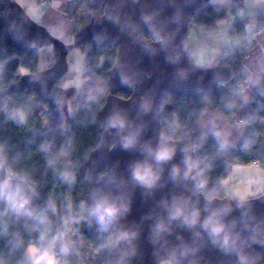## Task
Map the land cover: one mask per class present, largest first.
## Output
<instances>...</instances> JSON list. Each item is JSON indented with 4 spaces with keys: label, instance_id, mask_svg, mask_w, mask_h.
<instances>
[{
    "label": "water",
    "instance_id": "water-1",
    "mask_svg": "<svg viewBox=\"0 0 264 264\" xmlns=\"http://www.w3.org/2000/svg\"><path fill=\"white\" fill-rule=\"evenodd\" d=\"M201 1L208 0H91L94 13L74 35V46L96 39L117 49L115 62L105 73L109 92L96 112L100 141L87 155L85 174L87 204L93 202L99 190L128 207L110 230L135 232L136 236L131 242L108 249V257L114 264H160L161 259L173 253L178 264H239L235 250L222 251L201 227L208 214L204 211L206 201L191 205L187 200L192 177H184L182 149L187 144L172 141L176 155L157 166L160 179L153 188L141 187L131 175L134 165L146 158L144 147L150 144L155 148L164 136L159 124L164 95L189 97L212 82L223 81L216 66L193 68L187 58L185 27L190 21V11ZM99 9L102 13L96 14ZM143 34L151 39L147 40ZM155 36L163 37V43L156 42ZM48 40L58 39L21 10L0 14V52L15 49L29 53ZM63 71L64 65L58 62L50 69L22 74L0 90V100L7 94L32 93L38 102L47 103L53 124L67 123L72 92L57 84ZM119 92L126 97L119 96ZM114 113L128 121L123 132L108 127V118ZM131 131L139 132L138 142L135 147L124 149L122 137ZM173 165L180 167L175 179ZM177 200L187 201L189 207H199L200 223L189 228L182 220L171 219L170 208ZM209 207L231 208L224 219L237 240L236 249L249 256V264H264V192L247 198L242 206L234 199L217 198ZM160 224L164 225V231L158 230ZM253 238L259 242L254 243Z\"/></svg>",
    "mask_w": 264,
    "mask_h": 264
},
{
    "label": "trees",
    "instance_id": "trees-1",
    "mask_svg": "<svg viewBox=\"0 0 264 264\" xmlns=\"http://www.w3.org/2000/svg\"><path fill=\"white\" fill-rule=\"evenodd\" d=\"M11 1L0 0V14L1 5ZM229 6L231 4L201 1L190 11V21L200 26H213L216 21L225 17ZM95 13L101 14L102 9ZM254 20L259 22L260 31L264 32V13H261L254 18L235 17L229 27L230 36L235 35L244 40L246 29ZM85 23L80 22L77 30ZM143 36L147 40L151 39L146 34ZM53 43L57 56L61 54V50L65 52L70 48L58 40ZM77 46L87 51L84 77L106 78L105 73L115 62L116 47L111 43L100 44L96 39ZM247 52L245 45L236 46L218 62L216 67L220 70L219 79L226 80L225 85L212 82L208 88L189 97L166 93L163 98L159 114L161 132L164 136H173V140L183 144H196L195 159L203 161L202 167L207 166L202 179L206 181L209 194L216 189L219 196H223L221 181L231 173L235 165L249 164L257 160L264 166V122L260 121L264 118V83L251 102L250 112L246 116L251 127L240 145L230 150H221L211 134L201 138L202 133L197 123L198 117L205 110L215 108H220L229 120H233V114L243 103L237 88V78L241 76ZM0 63L2 90L22 75L19 73L20 67L25 68L26 73L38 71V52L35 50L23 53L15 49L11 52L1 51ZM118 95L126 97L124 92H119ZM104 98L100 97L92 104H88L86 100L77 101L71 108L67 123L59 125L44 123L40 112L41 102L32 93L7 94L0 100V150L4 158V166L0 168V182L12 177L10 184L13 187H22L30 197V208L36 215L45 214L53 230L62 224V196H68V204L72 205L73 212L79 209L80 201L86 202V158L89 151L100 141V123L96 112ZM232 101L236 102V107L229 109L227 105ZM17 110H22L26 115L24 123L12 118ZM65 125L67 130L63 128ZM179 137L184 139H178ZM67 141L70 143V154L69 163L65 164L62 151ZM10 172L17 175L10 176ZM21 176L25 180H21ZM200 195L204 200L203 195ZM68 213L69 208L65 216ZM41 227L35 217L18 215L0 200V264H19L24 248L30 241L38 239V229ZM74 227L78 229L76 233L95 249L100 247L108 235L107 232L98 230L94 220ZM109 231L111 232L110 229ZM100 251L102 257L90 264H114L108 257V249ZM68 260L69 264H79L72 253Z\"/></svg>",
    "mask_w": 264,
    "mask_h": 264
},
{
    "label": "clouds",
    "instance_id": "clouds-1",
    "mask_svg": "<svg viewBox=\"0 0 264 264\" xmlns=\"http://www.w3.org/2000/svg\"><path fill=\"white\" fill-rule=\"evenodd\" d=\"M256 3H260L261 0H255ZM155 41L163 43V37L155 36ZM194 64L197 68H204L209 65V61L204 57L201 52H194L190 54ZM186 75V74H185ZM252 83H259V77L252 79ZM67 87V85H64ZM244 88L240 89L243 93ZM244 102H247V97H244ZM229 109L236 107V102L232 101L228 103ZM207 111V110H205ZM12 118L19 123H24L27 119L22 110H17L13 113ZM227 119V118H225ZM249 121L245 120L237 124V127H242ZM108 127L110 129H116L118 132H123L128 128L127 119L119 114L114 113L108 118ZM211 125V135L213 139L218 143L221 150H226L231 147L230 136L231 132L226 127H220L217 123V118H213L208 122ZM138 131L128 132L122 137V146L124 149H130L136 146L138 142ZM174 137L171 135L163 136L160 143L153 148L150 144L146 145L142 150L145 153V159L138 161L132 168V180L144 188H153L160 179L157 166L171 161L176 155V148L173 146ZM178 139H184L179 137ZM185 153L183 163L186 166L184 171V177L188 178L192 176L198 182L196 189L203 195L206 201L204 211L207 216L203 219L201 227L208 232L212 243L218 245L225 253L236 251L239 264H249V256L236 249L237 240L234 239L231 231L229 230V224L225 221L224 217L231 211V208H211L209 207L217 198L223 200L225 198L235 199L238 201V206H242L247 200L248 193L241 192L238 189L232 192L226 193L225 196H219L216 189L212 190V194L207 191L206 181L202 179L203 174L207 166L202 167L203 161L199 158L193 159L191 155H188L189 148L182 149ZM4 166V158L2 150H0V168ZM180 174V167L173 165L172 176L173 179ZM11 175H17L10 172ZM104 174H101L103 178ZM21 180H25V177L21 176ZM0 200H2L7 208L18 215H25L27 217H35L39 224L42 226L38 229L39 237L35 241H30L24 248L23 257L19 261V264H69L68 257L71 254L75 241L73 239L75 233L78 231L75 225H79L82 222L94 220L98 225V230L101 232H107L106 240L101 243L100 249H115L118 248L123 242H131L136 236L135 232L120 231L118 233H112L109 231L112 225H114L123 213L128 211L126 204L119 202L118 198L113 197L111 194H105L102 191L95 194L93 202L87 204L85 201H80L79 209L76 212L72 211V205L69 204V213L63 217L60 227L53 230L50 227V221L45 214L36 215L30 208V197L24 192L20 185L13 187L10 184L8 178L0 182ZM53 210H55L53 206ZM170 218L173 220H182L184 225L189 228L196 226L200 223L201 209L199 207H189L188 202L175 201L170 208ZM233 227L235 224L233 223ZM159 231H164V225L157 226ZM254 243H258L253 238ZM77 253L79 250H76ZM187 254L186 252L184 253ZM160 264H178V258L173 253L171 256L160 260Z\"/></svg>",
    "mask_w": 264,
    "mask_h": 264
},
{
    "label": "rangeland",
    "instance_id": "rangeland-1",
    "mask_svg": "<svg viewBox=\"0 0 264 264\" xmlns=\"http://www.w3.org/2000/svg\"><path fill=\"white\" fill-rule=\"evenodd\" d=\"M41 0H12L11 2H6L1 5V13L5 14L9 11L14 10H21L24 12L33 22H35L38 26L44 27L42 25V22H40V19L45 13L49 12L48 9H44L41 6L40 3ZM208 1H219L220 0H208ZM52 6H53V0H52ZM232 8H237L235 5L229 6L227 9L226 15L222 20L220 19L219 23H217V29L216 34L219 35L218 44L216 47H218L222 42L221 38H223V32L219 31L220 24L227 22L229 19H232L234 13ZM239 9V8H238ZM48 10V11H47ZM93 14V10L90 6V0H73L72 7L70 8L69 12L67 13V24L70 26L69 33L72 38V47L67 49V51H62L59 56L56 55L55 52V46L54 43L51 40H48L45 44L40 46L37 49L38 52V70H46L50 69L51 65H55L58 62H61L64 65V71L61 76V78L58 80L57 84L66 90H71L72 94L68 99V112L70 113L71 108L74 103L81 100H86V102H89L88 104H92L94 100L105 97L106 94L109 92L107 80L106 78L102 76H92L89 78L84 77V65H85V59H86V53L87 51L84 50L82 47L74 46V35L77 32V27L80 22H87L90 16ZM70 15H73L75 21L69 22ZM253 22L249 24V26L252 25ZM227 23L222 27L225 28ZM210 29H207L205 26H200L193 24L192 21H189L185 27V36L187 39V45H188V55L187 58L191 61V53L194 52H201L204 57L208 58V51L212 50L213 45L208 42V32H210ZM261 34H264V32H261ZM210 34V33H209ZM67 35V34H66ZM236 38V44H233L231 40V36L228 39V42H231V45L236 46H244L245 42L241 39H238L237 36L233 35ZM67 39V37H66ZM217 39V38H216ZM223 46V45H222ZM213 48L214 51L217 50V48ZM188 60V61H189ZM190 63V62H189ZM193 64V62L191 61ZM1 65V63H0ZM191 65V64H190ZM194 65V66H193ZM191 65L193 68H197L195 64ZM27 70L25 68L20 67L19 73L20 74H26ZM241 80V79H240ZM64 85H67V87H64ZM40 112L41 116L43 118V121L46 125H48L50 122H52L53 116L50 112L47 103H40ZM64 130H67V125H65ZM203 138V136L201 137ZM246 138V137H245ZM243 142V140L240 142V144ZM237 144V145H240ZM186 147L189 148V155L195 159L196 157V144H189ZM234 147V146H233ZM232 147V148H233ZM228 148V149H232ZM63 160L65 164L69 163V154H70V143L69 141L66 142L63 151ZM12 177H8L9 180H11ZM197 180L193 179L191 177L189 189H188V195L187 200L189 204L196 205L202 201V197L200 193L196 189ZM223 195V194H222ZM235 200V199H234ZM68 196H62L61 197V207H60V219L62 222L63 217H65L66 211H68ZM75 241V246L72 250V254L76 257L79 264H90L94 260H97L102 257V252L97 251V249L93 248L91 245H89L86 240L79 235L78 233H75L73 237ZM79 250L77 253L76 250Z\"/></svg>",
    "mask_w": 264,
    "mask_h": 264
},
{
    "label": "crops",
    "instance_id": "crops-1",
    "mask_svg": "<svg viewBox=\"0 0 264 264\" xmlns=\"http://www.w3.org/2000/svg\"><path fill=\"white\" fill-rule=\"evenodd\" d=\"M220 2L236 5L237 8L233 10L234 15L232 19L225 22L227 23L225 28L222 27L225 23L222 22V24H220L218 32H223V38H221L222 43L218 47L216 46L218 44L219 34H216V29L220 19L216 21L213 26L207 27V29L211 30L207 33V41L210 42L213 47L212 50L208 51L207 60L209 61V65L206 67L216 66L223 57L234 50L235 47L231 45V42H228V39L230 38L229 27L235 17L254 18L264 13V0H261L260 3H256L255 0H220ZM72 4L73 0H53V6L48 9L49 12L45 14L43 12L40 19L42 25L53 37L67 45H72L73 41L69 33L70 26L67 24V13L72 7ZM229 40H231V38ZM243 41L245 42L248 52L241 70V76L237 78V80L241 79L246 82V86L244 87L245 91L241 93L239 90L243 99L241 107L233 114L232 121L225 116L220 108L203 112L197 120L202 136L204 137L211 134V125L208 122L213 118H217L218 125L220 127H226L231 132V147L229 148L237 146V144H240L242 140L244 141L247 136L251 127L250 122L244 124L242 127H237L236 125L247 120L246 116L250 112L251 102L255 99L262 83H264V34L260 33L258 21L254 20L252 25L247 27ZM215 47L217 50L214 51L213 48ZM191 61L194 64L192 58ZM250 77L252 79L259 77V83H252V80L249 79ZM245 96L247 97L246 103L244 102ZM260 121L264 122V118H261ZM221 187L223 196L237 189L241 192L248 193L247 198L256 196L264 192V167H257L252 163L235 165L231 173L222 179Z\"/></svg>",
    "mask_w": 264,
    "mask_h": 264
},
{
    "label": "built area",
    "instance_id": "built-area-1",
    "mask_svg": "<svg viewBox=\"0 0 264 264\" xmlns=\"http://www.w3.org/2000/svg\"><path fill=\"white\" fill-rule=\"evenodd\" d=\"M40 3H41L42 8L48 9V8L52 7V0H41ZM68 21L69 22L75 21L73 15H70V18ZM231 41L233 42V44H236V38L232 35H231ZM225 83H226V81L223 80V81L218 82V85L223 86V85H225ZM245 86H246V82L244 80L238 81V83H237L238 90H240L241 88H244ZM252 164L254 166H257V167H259V166L264 167L257 160L253 161Z\"/></svg>",
    "mask_w": 264,
    "mask_h": 264
}]
</instances>
